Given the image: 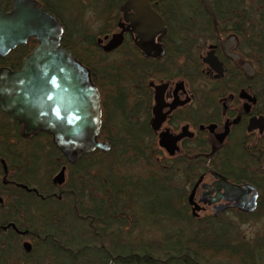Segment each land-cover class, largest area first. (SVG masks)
I'll list each match as a JSON object with an SVG mask.
<instances>
[{
	"label": "flooded vegetation",
	"instance_id": "obj_1",
	"mask_svg": "<svg viewBox=\"0 0 264 264\" xmlns=\"http://www.w3.org/2000/svg\"><path fill=\"white\" fill-rule=\"evenodd\" d=\"M197 4L204 5L191 0H0V264H236L237 259L198 256L201 249L222 244L246 247L247 264H264V237L250 243L236 231V224L252 217L264 219V60L255 58L252 18L218 19L213 24L228 26H206L205 19L187 12ZM143 9L161 18L163 32L143 17ZM196 25H201L198 32ZM39 38L57 39V48L84 67L88 82L80 78L81 89L74 94L87 104L83 87L96 89L97 140L103 133L124 132L130 123L146 150L152 140L155 160L171 171L170 184L183 185L178 213L201 224L180 222L185 241L179 256H173L171 241L160 242L166 250L153 257L137 256L132 233L128 243L109 241L111 229L122 230L114 238H125L126 226L78 225L77 212L68 210L64 196L66 165L44 178L46 160L51 165L58 157L48 154L56 153L49 132L28 130L34 119L28 94L34 76L26 82L10 75L21 69ZM23 93L24 98L12 100ZM58 94V103L68 100ZM167 222L157 228L168 233L174 221ZM193 234L202 241L191 243ZM114 246L132 253H111Z\"/></svg>",
	"mask_w": 264,
	"mask_h": 264
},
{
	"label": "trees",
	"instance_id": "obj_2",
	"mask_svg": "<svg viewBox=\"0 0 264 264\" xmlns=\"http://www.w3.org/2000/svg\"><path fill=\"white\" fill-rule=\"evenodd\" d=\"M198 4L189 12L193 19H205L206 26L216 25L218 28L228 25L213 24V20L225 18H252L248 12L252 5L243 7L245 0H191ZM258 5H263L259 12L258 20L264 21V0H255ZM223 3L222 5H219ZM187 17V16H185ZM252 23V26L253 27ZM202 25V24H201ZM201 25H196V31H200ZM232 28H241L242 25L231 23ZM210 32L211 30L208 29ZM253 31V28H252ZM258 39L254 40L253 47L260 53L264 60V29L258 33ZM82 62L86 57H81ZM264 62V61H263ZM124 132L119 134H105L99 136V140L107 141L110 145L109 150L101 151L94 149L91 152L81 155L73 163H67L64 157L50 143L51 149L56 153H48L51 157H58L57 161L52 160L43 170L44 178L51 176L58 167L66 165V181L63 184L66 189L64 196L68 202V210H76L78 225L99 226V227H125L128 223V229L124 230L125 238H114L117 232L122 230L111 229L109 241L117 243H128L129 235L137 229L138 219L137 209L149 214L150 218H155L157 226L163 227L169 224L171 219L178 222H187L190 226H198L201 223L192 217H186L179 214V200L183 197V190L176 184H170L169 178L171 171L159 165L154 156L157 155L153 149L152 140L148 141L149 146L146 150L144 141L137 138V127L128 123V127L122 128ZM102 134V133H101ZM49 143L48 139H46ZM145 149V150H144ZM48 155L46 154V158ZM111 157V163L106 167H99L103 160ZM30 170V168H29ZM43 177V176H42ZM139 201V202H138ZM155 214V216H153ZM145 216V215H143ZM147 216V217H149ZM143 217V218H147ZM166 221V222H165ZM212 225V223H209ZM142 228V226H141ZM92 233V232H90ZM86 233L85 234H90ZM116 233V234H115ZM164 233V232H163ZM97 235L96 233L94 236ZM100 235V234H98ZM172 237L169 240L168 236ZM191 243L202 241L200 234H193ZM162 238V240H161ZM157 242H137V256L153 257L155 254L164 252L166 249L159 247V243L171 241L174 245L173 256L180 255L178 248H182L185 241L180 230H174L171 234H163ZM193 247H196L195 245ZM231 247V248H229ZM158 248V249H157ZM205 250V251H203ZM115 253L129 256L131 251L128 248L114 246L111 248ZM134 252V251H133ZM219 257L223 259H237L236 264H247L250 257L248 248L240 245L230 246L222 244L220 248L200 250L198 256Z\"/></svg>",
	"mask_w": 264,
	"mask_h": 264
},
{
	"label": "water",
	"instance_id": "obj_3",
	"mask_svg": "<svg viewBox=\"0 0 264 264\" xmlns=\"http://www.w3.org/2000/svg\"><path fill=\"white\" fill-rule=\"evenodd\" d=\"M143 12L146 13L143 17L147 21H152L163 32L164 23L161 18L149 9H143ZM47 28L49 29L48 26ZM50 28L54 27L50 26ZM57 45V39L39 38L38 46L24 58L21 69L10 75L19 78V81L24 78L26 82L29 76H34L28 92L35 105V109L29 111L34 119L29 120L28 130L43 129L49 132L52 144L61 152L65 161L73 163L81 155L94 149L107 151L110 145L107 141H99L96 138L100 126L99 95L96 89L90 84L83 87L84 91H87V104L80 100V95L75 96L74 92L77 90L79 93L81 89L78 85L80 78L88 82L85 69L69 52L58 49ZM60 91L62 99H68L62 100V103L56 101ZM22 97L24 98V93L12 97V100L15 102ZM60 107L61 111H59ZM13 116L16 117L17 113H13ZM63 170L64 166L55 175L58 182L63 180ZM225 188L234 189L230 184H225ZM236 206L241 208L240 202ZM252 208L254 207L248 210Z\"/></svg>",
	"mask_w": 264,
	"mask_h": 264
},
{
	"label": "rangeland",
	"instance_id": "obj_4",
	"mask_svg": "<svg viewBox=\"0 0 264 264\" xmlns=\"http://www.w3.org/2000/svg\"><path fill=\"white\" fill-rule=\"evenodd\" d=\"M244 8L246 9V7L252 5V10L250 8V11H248L251 14L252 20H253V40L258 39V33L260 31H263L264 29V21L262 20H258L259 17V12L262 10L263 5H258L257 2H255V0H245L244 4H243ZM96 24V19L93 22V25L95 26ZM261 55L260 53H258L257 51H255V58H260ZM262 59V58H260ZM263 60V59H262ZM262 63V69L264 70V63L261 61ZM133 102V99H130L129 104H131ZM114 119L118 122L120 119L118 117V115L114 116ZM123 124V123H121ZM116 126H119V123L116 124ZM137 126V123H136ZM111 157L103 160V162L99 165V167H106L111 163ZM177 186L183 188V185L176 183ZM139 202V201H138ZM145 215V216H143ZM149 216L148 213L146 212H141L140 210L137 209V217L141 218L138 219V227L137 229H135L132 232L131 236L137 237V240H140L142 242H157L162 236L163 232L160 231L159 226H157V224H155L156 219L155 218H150L147 217ZM153 216H155V214H153ZM143 217H147V218H143ZM163 225L165 226L166 224H164V222H162ZM129 224V223H128ZM128 224L126 226H128ZM148 224V225H146ZM145 225V226H142ZM142 226V228H141ZM163 226V227H164ZM236 231H237V236L239 238H243L244 241L246 242H256V241H261L262 238L264 237V219L262 218H258V217H252L251 219H249L247 222L245 223H241V224H236ZM170 228L168 230H170L165 234H170V232L178 229L180 230L181 224L178 221H174L172 223L171 226H169ZM162 240V238H161Z\"/></svg>",
	"mask_w": 264,
	"mask_h": 264
}]
</instances>
